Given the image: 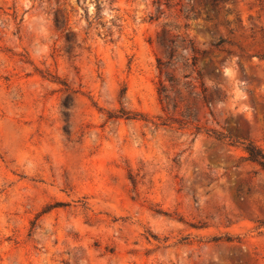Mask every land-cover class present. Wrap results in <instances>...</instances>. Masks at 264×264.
<instances>
[{
  "label": "rangeland",
  "instance_id": "obj_1",
  "mask_svg": "<svg viewBox=\"0 0 264 264\" xmlns=\"http://www.w3.org/2000/svg\"><path fill=\"white\" fill-rule=\"evenodd\" d=\"M247 137L264 0H0V264H264Z\"/></svg>",
  "mask_w": 264,
  "mask_h": 264
},
{
  "label": "trees",
  "instance_id": "obj_2",
  "mask_svg": "<svg viewBox=\"0 0 264 264\" xmlns=\"http://www.w3.org/2000/svg\"><path fill=\"white\" fill-rule=\"evenodd\" d=\"M243 138L241 136H237ZM247 143L244 146L246 155L245 159L257 163L262 169H264V149L255 144L249 137L245 138Z\"/></svg>",
  "mask_w": 264,
  "mask_h": 264
}]
</instances>
